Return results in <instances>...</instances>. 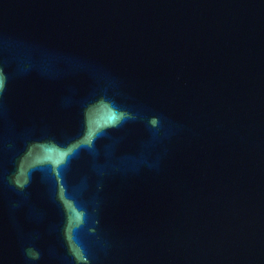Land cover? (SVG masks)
Wrapping results in <instances>:
<instances>
[{"label":"water","instance_id":"95a60500","mask_svg":"<svg viewBox=\"0 0 264 264\" xmlns=\"http://www.w3.org/2000/svg\"><path fill=\"white\" fill-rule=\"evenodd\" d=\"M0 264H264V0H0Z\"/></svg>","mask_w":264,"mask_h":264}]
</instances>
